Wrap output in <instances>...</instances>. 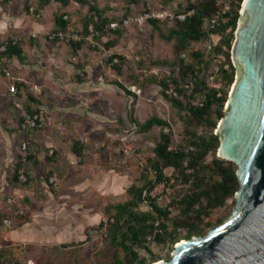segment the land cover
Instances as JSON below:
<instances>
[{
	"label": "rangeland",
	"instance_id": "374dc122",
	"mask_svg": "<svg viewBox=\"0 0 264 264\" xmlns=\"http://www.w3.org/2000/svg\"><path fill=\"white\" fill-rule=\"evenodd\" d=\"M223 2L220 0L219 4ZM187 3L186 0H139L137 4L125 0H98L107 16L123 18L118 22L122 37L109 51L104 44L114 38L111 34L95 41L98 51L92 50L93 43L88 42L77 55H73L67 41L58 47V42L49 39L54 29V17L67 15L70 32L78 33L82 30L81 21L88 6L71 1L62 7L61 3L51 0L40 14H36V0H12L11 3L0 0V40L18 38L24 42L27 58L33 60L35 56L39 59L35 63L28 62L35 66L31 70L43 75L33 83L41 90L34 98L43 104L45 125L29 130L51 133L53 128L64 129L69 135L77 133L100 143V147L91 150L84 159L86 167L76 163L64 171H53L46 166L30 165V168H24L28 185L12 184L14 165L25 140L22 133L27 132L20 130L18 120L20 108L25 109L26 101H21L19 108L6 87L7 97L0 106V149L6 147L14 158L11 163L7 156L5 160L0 157V264H114L115 253L121 258L125 256L122 249L111 246L106 230L98 226L102 221L107 222L106 209L126 200L127 189L138 181L143 164L153 155L161 131L154 127L149 132H140L130 120V110L134 106V117L139 123L152 116L167 120L170 125L165 130L171 134L174 144L181 141L185 113L178 112L161 95L159 86L153 84L141 91L132 86L129 70L119 77L105 61L111 54L122 55L127 58L132 74L141 79L152 74L159 78L168 75L171 70L168 63L175 60V40L162 38L150 20L140 23L135 17L149 11L165 12L168 16L179 12ZM145 8L147 11L143 12ZM125 19H130L127 26ZM159 22L171 23L173 20L169 17ZM35 24L41 25L42 29L37 30ZM163 33H167L166 29ZM33 42H38L41 50ZM205 48L206 44L201 43L194 50ZM46 50L50 55L58 56L62 66L55 65L58 61L50 58L42 62L39 51ZM185 58L188 62L193 61L190 55ZM78 65L87 72L83 84L77 83ZM14 76H18L16 68ZM115 81L137 95L136 103L133 104V98L126 96L114 84ZM130 148V154L126 155L125 149ZM31 168L35 177H31ZM166 173L171 176L173 171L167 169ZM51 178L56 181L51 182ZM174 194L173 191L166 194L164 185L157 186L153 192L164 205ZM9 199L13 200L12 210L8 208ZM235 204L234 197L214 210L206 220L209 226L203 225L202 235L223 223ZM5 219H10L11 225L6 226ZM151 248L153 255L141 253L147 258L144 264L170 260L173 251L170 246L151 244Z\"/></svg>",
	"mask_w": 264,
	"mask_h": 264
},
{
	"label": "trees",
	"instance_id": "16d2710c",
	"mask_svg": "<svg viewBox=\"0 0 264 264\" xmlns=\"http://www.w3.org/2000/svg\"><path fill=\"white\" fill-rule=\"evenodd\" d=\"M36 1L34 11L40 14L51 0ZM56 1L61 3L62 7L68 6L71 1L88 6L87 13L81 21L82 30L78 33L86 36L89 33V26H92L98 32V35H95L96 41H101L108 34L113 35L114 38L104 44L107 51L113 49L122 37V29L112 30L109 25L112 22H120L123 18L107 16L105 9L99 7L98 0ZM125 1L139 3V0ZM186 1L188 3L178 13L189 10H194V13L188 15L185 20L175 19L171 23H160L157 20L149 22L162 38L168 41L175 40V60L168 63L171 66L168 75L159 78L152 74L142 76L141 79L132 74L129 62L124 56L111 54L105 61L119 77L129 70L132 86L141 91L153 84L159 86L161 95L178 112L185 113L181 141L174 144L171 134L165 130L170 125L167 120L152 116L144 123H139L134 117V106L130 110V120L140 132H149L154 127H159L161 131L159 140L153 148V155L147 158L145 165L143 164L138 181L127 189L126 200L106 209L107 222L102 221L98 226L99 229L106 230L111 246L122 249L125 254L121 258L115 253L114 264H144L147 258L141 253L153 255L151 244L170 246L173 249L181 240L202 235L203 225L209 226L206 220L213 211L233 199L240 187L235 164L217 155L220 141L215 131L224 116L225 105L235 81L236 70L231 60V50L243 0H224L221 4L220 0ZM144 11L146 12L147 8ZM70 27L67 15H55L51 34L68 32ZM164 29L167 31L166 34L163 33ZM13 39L5 40L9 43L5 56L22 59L24 42L11 45ZM66 43L74 53L87 45L84 39L68 40ZM201 43L211 44V52H207L206 48L194 50V47ZM91 49L98 51L96 46ZM186 55L192 56L193 61L188 62ZM221 55L225 57L224 63L217 62ZM115 59L117 62H114ZM139 64L141 65V62ZM225 64L229 66L228 69L224 68ZM215 67H219L215 77L219 88L207 84V78ZM78 79L83 82L85 78L78 76ZM114 84L126 96L133 98V104L136 103L138 97L135 93L121 82L115 81ZM16 86L18 98L22 97L24 86L22 84ZM174 92L177 96H174ZM28 98L30 103H33L30 95ZM25 111L29 114L39 113V110L29 102L25 104ZM23 137L28 141L26 134H23ZM84 149L85 147L74 138L73 154L77 158L82 157ZM36 151L30 143L25 160L22 155L18 156L10 180L12 184L28 185V182L21 184L18 171L26 164L36 162ZM167 169H172L171 176H167ZM159 185H164L166 194L168 191L175 192L172 200L165 205L153 195ZM174 212L177 214L173 215Z\"/></svg>",
	"mask_w": 264,
	"mask_h": 264
},
{
	"label": "water",
	"instance_id": "95a60500",
	"mask_svg": "<svg viewBox=\"0 0 264 264\" xmlns=\"http://www.w3.org/2000/svg\"><path fill=\"white\" fill-rule=\"evenodd\" d=\"M235 81L215 134L219 158L236 165L230 216L206 235L179 241L152 264H264V0H243L231 50Z\"/></svg>",
	"mask_w": 264,
	"mask_h": 264
},
{
	"label": "crops",
	"instance_id": "0c3cea01",
	"mask_svg": "<svg viewBox=\"0 0 264 264\" xmlns=\"http://www.w3.org/2000/svg\"><path fill=\"white\" fill-rule=\"evenodd\" d=\"M11 2H9V3H11ZM33 26H35V28L37 30L42 29L41 25L35 24ZM32 44H34L35 47H38L41 50L40 44L38 42H36V43L33 42ZM24 45L25 44L23 43V46H22V48H23L22 56L23 57H22V59H19L17 57H12V58L7 57V59L9 60L10 64L13 67V74H14L15 68L18 71L17 78L19 80L16 81V84H22L24 86L23 91L21 93L22 97L18 98V92H17V94L14 96V100L17 101V103L20 106H21V101H24V102L26 101L25 104H28V102H29V104H31L34 108L39 110L38 114L40 116H42V118H43V115L45 114V112H44L45 109L43 107V104L39 100L34 98L38 93H41V90H40L38 84L33 83L36 79H38L39 76L43 77V75L41 73L34 74L36 72V70H31V68H34L35 66H30V64L28 63L30 61H32L34 63H35V61L38 62L39 59L34 56L33 60H29V58H27V55L25 54L26 50L24 49ZM57 46L60 47L61 44L58 42ZM39 52H40L39 54L41 57L40 60L42 62H44L45 60L50 58V59L54 60V62L58 61V63H56L55 65L59 66V64H60V66H62V63L59 62L58 56L50 55V52L47 50L45 52H41V51H39ZM72 52H73V50H72ZM78 53H79V51L77 53L73 52V55H77ZM61 58L63 59V57H61ZM39 68H43V67L39 66ZM77 68L79 69V72H80L77 75V83L83 84V83H85V79L87 77V72L85 71V69L83 70L82 66L78 65ZM33 71H35V72L33 73ZM52 72H54V71H52ZM82 74H85V75H82ZM32 75H34V77ZM48 75H46V76L48 77ZM78 76H83L85 78L84 81L80 82L78 79ZM56 77H57V75H56ZM9 85H10V81L7 80L4 77V75L0 72V106H1V101L6 100V97H7L6 95H7V90L9 88ZM6 87H8V88H6ZM8 93H9V90H8ZM28 95H30L33 98V103H30ZM11 97H13V96L11 95ZM25 97H26V99H25ZM15 101H14V103H15ZM20 109L25 110L23 107H21ZM18 120H19V123L22 120V111L20 114V118ZM33 130H35V129H33ZM33 130L32 131L27 130V132H25V133L27 135L29 145L31 143V146L37 150L36 151L37 152L36 162H34V163L30 162V163L26 164L24 167L25 169L30 168V165H31V166H36V167L38 166V168H43L44 166H46L49 170H53V171H56V170L62 171V169L64 171V170L74 166V164H76V163H81L80 165L83 168V167H86V164L84 163V159L86 158V156L89 155L88 153L91 150H96L100 147V143L96 142L92 138H90L88 136L78 135L77 133L76 134L72 133L71 135H69V134H67V132H65L64 129H60L58 131V128H53V132H51L52 134L48 131H42L41 132L39 130H37V131H33ZM8 131H10V130H8ZM22 134H24V133H22ZM74 138L77 139L85 147L82 157L77 158L72 152V146H73V139ZM83 139H87L88 143H84ZM24 141H27V140H23L22 143ZM95 143H98L99 146L96 147ZM6 156H7V159L8 160L10 159V161L12 163L14 157H12V155L9 154V152H7L6 147L3 149H0V157H2L5 160ZM17 160H18V158H17ZM16 163H17V161H16ZM16 163H15V165H16ZM15 165H14V167H15ZM29 172L31 173V177L36 176V173L34 171H32V168ZM30 181H31V179H30Z\"/></svg>",
	"mask_w": 264,
	"mask_h": 264
},
{
	"label": "built area",
	"instance_id": "2783aa9c",
	"mask_svg": "<svg viewBox=\"0 0 264 264\" xmlns=\"http://www.w3.org/2000/svg\"><path fill=\"white\" fill-rule=\"evenodd\" d=\"M8 2H11L12 0H6ZM193 2H197V1H202V0H192ZM165 12H154V11H149L146 12L144 15L142 16H136L135 20H137L140 23H143L144 21L147 20H164L167 18H171V20H175V19H179V20H185L186 17L188 15H191L194 13V10H189L187 12H180V13H174V14H168V16H165L164 14ZM125 25H129L130 24V19H125L124 20ZM120 27V23L118 22H112L109 25V28L112 30H117ZM89 33L85 36H81L79 33H75V32H59L57 34H50L49 35V39L55 42H64V41H68V40H72V41H81L82 39L86 40L87 43H93V46H96V40H95V35H98V32H96L94 30V28L92 26H89ZM18 42H20V40L18 38H14L11 41V45H16L18 44ZM9 49V43L5 40H0V72L4 75V77L10 81V85H9V92L11 93L12 96H15L17 94V86H16V81H18L19 79L16 78L13 74V67L10 64L9 60L7 59V57L5 56V53L8 51ZM212 50V46L211 44H207L206 45V51L207 52H211ZM114 62H117V59L114 60ZM217 62L219 63H224L225 62V57L223 55L219 56L217 59ZM225 69H228L229 66L227 64L224 65ZM219 67H215L213 72L210 74V76L207 78V84L210 87H215V88H219V83L215 82V77L218 73ZM155 74H157V72H153ZM188 87V86H187ZM168 93H170V91H168ZM174 96H177V94L174 92L173 93ZM15 104L18 107H21L17 101H15ZM45 125V121L43 120L42 116H40L38 113L35 114H29L27 113L25 110L22 109V120L20 123V130L21 131H27L29 129H35V128H42ZM84 143H88L87 139H83ZM95 146L98 147L99 144L95 143ZM29 147V142L24 141L22 143V147H21V155L23 156V159L25 160V156L27 154V150ZM131 152V148L130 149H125V154L129 155ZM18 175H19V179L22 182H27L28 178L25 174V170L24 169H20L18 171ZM51 182H55L56 178H51L50 180ZM8 208L9 210L13 209V200L9 199L8 202ZM11 220L10 219H5L4 220V224L6 226L11 225Z\"/></svg>",
	"mask_w": 264,
	"mask_h": 264
}]
</instances>
